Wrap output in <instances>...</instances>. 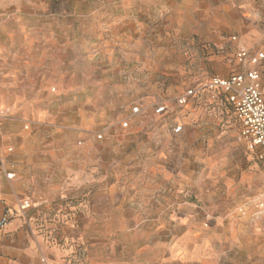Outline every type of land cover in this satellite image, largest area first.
Instances as JSON below:
<instances>
[{
	"label": "rangeland",
	"instance_id": "obj_1",
	"mask_svg": "<svg viewBox=\"0 0 264 264\" xmlns=\"http://www.w3.org/2000/svg\"><path fill=\"white\" fill-rule=\"evenodd\" d=\"M240 47L264 54V0H0V135L80 150L119 206L69 220L66 264H264L259 147L222 90L177 103Z\"/></svg>",
	"mask_w": 264,
	"mask_h": 264
},
{
	"label": "crops",
	"instance_id": "obj_2",
	"mask_svg": "<svg viewBox=\"0 0 264 264\" xmlns=\"http://www.w3.org/2000/svg\"><path fill=\"white\" fill-rule=\"evenodd\" d=\"M27 117L38 121L44 115L37 110ZM175 123L177 130H181V124ZM32 137L28 136L21 145L17 137L9 142L0 135V155L6 160V169L13 173L8 179L0 168V217L6 209L13 213L11 220L0 226V264H66V258L73 251L67 239H75L80 233L79 225L71 226L69 220L94 218L97 210L112 212L119 206L113 199L109 177L106 175L98 181L96 168L81 162L80 150L64 152L42 147L30 142ZM7 147L13 149L7 151ZM63 155H69L66 159L69 163L62 162ZM19 198H27L31 204L23 213L17 208ZM53 231L68 242L49 243L48 237Z\"/></svg>",
	"mask_w": 264,
	"mask_h": 264
},
{
	"label": "built area",
	"instance_id": "obj_3",
	"mask_svg": "<svg viewBox=\"0 0 264 264\" xmlns=\"http://www.w3.org/2000/svg\"><path fill=\"white\" fill-rule=\"evenodd\" d=\"M264 56L263 52L253 54L240 47L237 51L239 61L248 62L251 66L245 72H235L226 76L214 75L207 81L188 87L184 93L177 97V103L184 105L200 90L220 89L227 94L228 101L232 104L234 113L241 124L242 134L249 139L250 147H259V158L264 161V96L259 81L260 71L256 64ZM166 109L165 104H157L155 112L160 114ZM133 112L138 110L137 106L132 107ZM2 113V112H0ZM1 116V114H0ZM126 121L123 122L125 126ZM175 126V130H177ZM0 168L6 178H12L13 173L8 171L5 160L0 155ZM18 211L23 213L31 204L27 198L17 200ZM258 208L264 212V186L263 198L258 201ZM12 212L8 209L0 217V226L6 225L12 218Z\"/></svg>",
	"mask_w": 264,
	"mask_h": 264
}]
</instances>
